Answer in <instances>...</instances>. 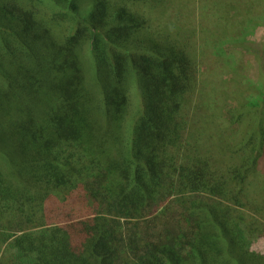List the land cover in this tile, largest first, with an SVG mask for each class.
I'll return each instance as SVG.
<instances>
[{
  "label": "trees",
  "instance_id": "1",
  "mask_svg": "<svg viewBox=\"0 0 264 264\" xmlns=\"http://www.w3.org/2000/svg\"><path fill=\"white\" fill-rule=\"evenodd\" d=\"M47 1L0 0V264H264V0Z\"/></svg>",
  "mask_w": 264,
  "mask_h": 264
},
{
  "label": "rangeland",
  "instance_id": "2",
  "mask_svg": "<svg viewBox=\"0 0 264 264\" xmlns=\"http://www.w3.org/2000/svg\"><path fill=\"white\" fill-rule=\"evenodd\" d=\"M20 3L27 4L28 7L34 10V15L37 17L39 16L40 18H44V16L49 15L50 13H53L51 10L52 4L49 3L47 0H18ZM205 0L197 1V0H164L158 5L151 7V8H146L145 12L150 13L152 16H157L159 15L167 20H170L171 23L176 22L178 19L180 20V23H185L186 26H189V30H196V27L199 25V27H202V29L205 28L206 26V20L204 17L199 16L198 12H192L193 13V18H191L190 15V10L193 5V3L198 4V3H203ZM207 5L209 3L205 1ZM199 5H197L198 7ZM53 9V8H52ZM58 18V17H56ZM163 18V19H164ZM246 38L248 39V43L250 42L251 45H255L253 43H260L264 47V18H257L254 19L253 23H250V28L249 30L244 33ZM87 45V43L85 44ZM84 51L87 53V46L83 47ZM215 53L218 52L222 59L228 61L231 67L234 69L239 68L238 65H241L244 63L245 59L241 57V64H239L238 58L240 55L233 51L231 46H224L222 48V51L219 49L214 51ZM85 53V56H86ZM253 57L251 59L253 60L252 63H248V74L247 76V84H255L261 87V82L259 77V72L263 69L262 67L264 66V48H262L261 51H256L252 52ZM222 61L218 64L221 65ZM218 66V65H217ZM205 69V67H204ZM218 72H222L223 68H215ZM230 72L228 71V75ZM228 79V78H227ZM232 80H236V78H233ZM243 81V80H242ZM264 87V84H263ZM264 92V89L262 90ZM239 93L238 98H241L242 95ZM138 102V106H140V101L138 99H135V97L131 96L130 97V110L135 111L137 109L136 103ZM255 181L258 182V187L260 188L261 191L264 190V175L261 177L257 178ZM261 194L264 195V192ZM264 211V209H263ZM264 213V212H263ZM263 220V221H262ZM263 226H264V216L262 218ZM247 244L249 249L252 252L255 253H261L264 255V228L259 227V231L257 232H252L250 236H247Z\"/></svg>",
  "mask_w": 264,
  "mask_h": 264
}]
</instances>
